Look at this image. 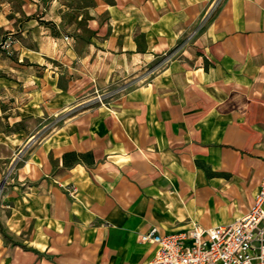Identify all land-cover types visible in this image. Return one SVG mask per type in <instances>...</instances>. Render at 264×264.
Masks as SVG:
<instances>
[{
  "label": "crops",
  "instance_id": "obj_1",
  "mask_svg": "<svg viewBox=\"0 0 264 264\" xmlns=\"http://www.w3.org/2000/svg\"><path fill=\"white\" fill-rule=\"evenodd\" d=\"M28 1L34 11L37 1ZM39 6L45 22L29 19L26 38L33 43L21 50L25 57L60 58L55 44L65 40L47 21L60 28L67 10L76 20L86 11L94 48L80 58L102 65V73L137 75L132 92L90 116L99 124L89 127L87 145L57 155L52 178L77 187L71 208L81 224L54 230L48 255L15 250L17 264H145L155 249L140 240L149 227H210L249 209L264 172V0H40ZM133 25L149 48L131 49L138 46ZM165 50V63L156 64ZM69 151L89 152L92 162L88 155L65 165Z\"/></svg>",
  "mask_w": 264,
  "mask_h": 264
},
{
  "label": "rangeland",
  "instance_id": "obj_2",
  "mask_svg": "<svg viewBox=\"0 0 264 264\" xmlns=\"http://www.w3.org/2000/svg\"><path fill=\"white\" fill-rule=\"evenodd\" d=\"M36 1L31 11L28 0H0V264H17L15 250L48 255L55 231L81 224L71 208L79 201L77 187L52 178L57 155L62 149L86 146L89 127L99 124L90 116L109 110L136 86L137 74L116 68L102 73V65H89L88 57L80 58L94 48L86 11L76 20L67 10L60 28L47 21L52 34L69 37L55 44L62 50L60 58L33 62L25 57L21 50L33 43L26 38L29 19L45 22L40 18L45 11ZM130 16H136L135 11ZM104 18L101 14V21ZM137 32L133 25L130 33L137 34L133 37L138 46L131 49L149 48ZM4 39L10 40L9 46L2 45ZM96 43L103 48L98 37ZM167 57L165 50L155 63L162 65ZM151 67L149 61L143 70ZM43 159L52 164L51 169H43Z\"/></svg>",
  "mask_w": 264,
  "mask_h": 264
},
{
  "label": "built area",
  "instance_id": "obj_3",
  "mask_svg": "<svg viewBox=\"0 0 264 264\" xmlns=\"http://www.w3.org/2000/svg\"><path fill=\"white\" fill-rule=\"evenodd\" d=\"M9 44L4 39L2 45ZM140 240L155 245L145 264H264V172L251 206L233 221L210 227L194 223L173 231L153 225Z\"/></svg>",
  "mask_w": 264,
  "mask_h": 264
},
{
  "label": "trees",
  "instance_id": "obj_4",
  "mask_svg": "<svg viewBox=\"0 0 264 264\" xmlns=\"http://www.w3.org/2000/svg\"><path fill=\"white\" fill-rule=\"evenodd\" d=\"M90 156V159L88 160V159H85L86 158V156ZM69 156H73L72 158H69ZM62 158H63V163L65 164V165H68V164H70L71 162H75V161H77V160H79V159H81V160H88V161H90V162H92V157H91V154L88 152V153H82V152H75V151H69V152H64L63 154H62Z\"/></svg>",
  "mask_w": 264,
  "mask_h": 264
}]
</instances>
